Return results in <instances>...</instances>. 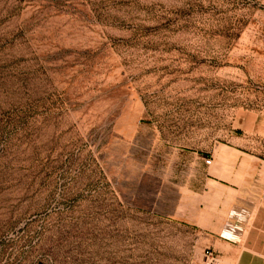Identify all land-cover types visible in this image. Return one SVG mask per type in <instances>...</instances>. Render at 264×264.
I'll return each instance as SVG.
<instances>
[{"label": "rangeland", "instance_id": "374dc122", "mask_svg": "<svg viewBox=\"0 0 264 264\" xmlns=\"http://www.w3.org/2000/svg\"><path fill=\"white\" fill-rule=\"evenodd\" d=\"M231 142L264 160V0H0V264H220L176 213Z\"/></svg>", "mask_w": 264, "mask_h": 264}, {"label": "crops", "instance_id": "0c3cea01", "mask_svg": "<svg viewBox=\"0 0 264 264\" xmlns=\"http://www.w3.org/2000/svg\"><path fill=\"white\" fill-rule=\"evenodd\" d=\"M199 160L180 199L177 219L207 235L220 264H264V160L237 144Z\"/></svg>", "mask_w": 264, "mask_h": 264}, {"label": "built area", "instance_id": "2783aa9c", "mask_svg": "<svg viewBox=\"0 0 264 264\" xmlns=\"http://www.w3.org/2000/svg\"><path fill=\"white\" fill-rule=\"evenodd\" d=\"M206 162L207 164H211L212 162V156H206ZM206 258L209 260L210 263H214L216 261V256L212 250H209L206 252Z\"/></svg>", "mask_w": 264, "mask_h": 264}]
</instances>
